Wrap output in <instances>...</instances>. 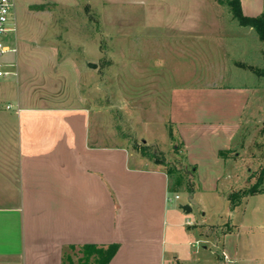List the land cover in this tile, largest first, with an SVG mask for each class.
I'll list each match as a JSON object with an SVG mask.
<instances>
[{
  "label": "rangeland",
  "instance_id": "obj_1",
  "mask_svg": "<svg viewBox=\"0 0 264 264\" xmlns=\"http://www.w3.org/2000/svg\"><path fill=\"white\" fill-rule=\"evenodd\" d=\"M13 1L15 31L6 37L14 36L21 49L31 48L30 57L44 71L50 65L51 77L62 75L63 80L46 81L47 91L77 89L98 144L126 146L137 153L144 146L151 162L157 158L183 168L189 163L186 150L185 160L173 151L181 138L168 115L172 91H203L209 85L251 88L225 165L202 159L192 164V194L182 184L167 190L164 259L166 264H223L213 243L216 233L231 225L240 257L232 264H264V232L251 214L256 198L244 202L243 197L237 212L227 199L254 183L264 191V78L247 67H264V43L255 31L239 25L224 4L213 0ZM244 1L247 10L257 12L260 0ZM9 46L17 48L16 43ZM75 72L82 73L81 81L70 80ZM178 175L172 168L169 182ZM211 184L216 190L209 191ZM184 204L190 211L180 208ZM64 250L70 257L65 264H78L77 249Z\"/></svg>",
  "mask_w": 264,
  "mask_h": 264
},
{
  "label": "crops",
  "instance_id": "obj_2",
  "mask_svg": "<svg viewBox=\"0 0 264 264\" xmlns=\"http://www.w3.org/2000/svg\"><path fill=\"white\" fill-rule=\"evenodd\" d=\"M259 2L255 12L240 0L242 12L259 14ZM4 38L17 48L0 56V71L8 72L0 76V264H61L70 244L111 242L118 248L108 264H166V173L126 146L94 142L91 114L76 86L47 91L46 81L62 75L51 77L50 65L44 71L31 48ZM81 74L70 80L81 81ZM207 87L173 90L169 120L189 164L209 159L225 165L217 152L231 147L252 91L245 85ZM249 198H256L252 219L264 232V191L244 202ZM229 226L213 243L223 264L240 258Z\"/></svg>",
  "mask_w": 264,
  "mask_h": 264
},
{
  "label": "trees",
  "instance_id": "obj_3",
  "mask_svg": "<svg viewBox=\"0 0 264 264\" xmlns=\"http://www.w3.org/2000/svg\"><path fill=\"white\" fill-rule=\"evenodd\" d=\"M217 2L218 4H224L228 10L230 11L233 18L237 21V23L241 26H248L249 28L253 29L258 37V39L264 43V10H262L259 14L256 15H246L241 10L240 0H213ZM37 8L40 9L41 7L37 5ZM262 50V49H261ZM262 57H264V50H262ZM238 66L243 67V63L239 62L237 63ZM248 68H250L254 74L260 78H264V67H256L253 65H248ZM138 151L142 157H144L147 160H151V156L148 152L146 147L140 146L138 148ZM173 151L177 154L178 152L182 153V157L185 160L184 156V144L183 142L178 139L177 144L173 145ZM229 149H220L218 150L217 154L219 157L225 159L229 157ZM152 163L155 164H161L165 167V169H162L168 179L170 178V172L171 169L176 170V172L179 173L177 178L173 182H169L168 180V186L167 190L169 191H175L176 186L179 184H182V186L187 190L188 193L192 194L194 191V173H195V166L192 164H185L183 165V168L175 169V167L172 165V163L158 161L157 158L152 160ZM180 169V170H179ZM176 181V182H175ZM176 184H175V183ZM182 182V183H181ZM257 192H260L256 188V184L254 183L252 186L248 187L247 189H242L237 191L236 193H229L227 195V199L230 203V206L233 208L236 206L243 197L255 194ZM230 227H227L221 232H228L230 231ZM69 249L76 248L77 253H79V256L77 258L78 264H108V262L111 260L113 255L115 254L118 243L111 242L107 244H96V243H82L78 245L70 244L67 246ZM69 255L65 254V250L63 251L62 256V262L61 264H65V260H69Z\"/></svg>",
  "mask_w": 264,
  "mask_h": 264
},
{
  "label": "built area",
  "instance_id": "obj_4",
  "mask_svg": "<svg viewBox=\"0 0 264 264\" xmlns=\"http://www.w3.org/2000/svg\"><path fill=\"white\" fill-rule=\"evenodd\" d=\"M13 0H0V56L8 52H15L16 48L9 46L6 40V35L9 32L15 31V26L13 22ZM7 71H0V76L7 74ZM11 105H6L9 108ZM177 197V195H176Z\"/></svg>",
  "mask_w": 264,
  "mask_h": 264
},
{
  "label": "water",
  "instance_id": "obj_5",
  "mask_svg": "<svg viewBox=\"0 0 264 264\" xmlns=\"http://www.w3.org/2000/svg\"><path fill=\"white\" fill-rule=\"evenodd\" d=\"M88 66L91 67V68H94L96 65L94 63H89ZM180 208L183 209L186 212L190 211V209H191L189 207V205H187V204L180 205Z\"/></svg>",
  "mask_w": 264,
  "mask_h": 264
}]
</instances>
